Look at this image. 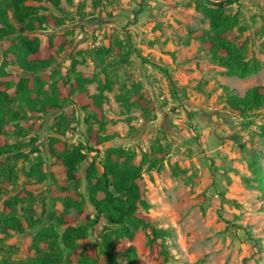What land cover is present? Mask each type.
<instances>
[{"label":"rangeland","instance_id":"374dc122","mask_svg":"<svg viewBox=\"0 0 264 264\" xmlns=\"http://www.w3.org/2000/svg\"><path fill=\"white\" fill-rule=\"evenodd\" d=\"M58 1L57 7L44 5L38 15L61 24L43 25L30 34L40 44L54 36H64L69 43L68 49L57 51L49 68L22 71L16 59L3 56L7 39L0 41V79H45L41 101L62 94L58 106L48 112L33 113L20 103L4 109L19 113L20 119L4 129L7 143L20 150L7 158L14 173L10 181L0 183V212H6L5 202L25 190L30 196L14 207L22 222L41 220L47 226L51 213L74 218L75 204L93 219L84 169L93 161L100 169L105 150L121 149L126 163L145 162L141 175L147 207L139 206L138 213L164 232L173 264H264V108L241 116L227 103L230 93L242 97L250 88L264 85V0ZM210 3H224L225 14L234 21L226 37L255 73L245 78L226 75V68L196 37L210 31L201 12ZM0 4L4 6L3 0ZM8 23L15 26L9 11ZM77 74L87 81L89 96L99 95L100 81L106 80L101 135L112 139L97 148L99 155L83 151L87 159L80 166L78 186L67 181L66 193H53L55 181L66 177L48 148L50 139L71 150L88 146L86 120L99 129L73 103L75 95L65 96L64 83L67 89ZM140 99L145 109L135 104ZM158 149L160 167L147 171ZM40 171L44 179L39 184ZM74 196L77 201L72 202ZM74 226L84 227L87 237L76 243L74 253L63 252L64 264H91L85 258L92 254L103 260L94 236L116 226L101 220L94 236L85 218ZM128 226L133 240H114L113 253L133 246L137 264H162L148 247L150 236L141 227ZM38 230L39 226L25 228L24 233L0 231V264H30L31 242Z\"/></svg>","mask_w":264,"mask_h":264},{"label":"trees","instance_id":"16d2710c","mask_svg":"<svg viewBox=\"0 0 264 264\" xmlns=\"http://www.w3.org/2000/svg\"><path fill=\"white\" fill-rule=\"evenodd\" d=\"M3 2L4 6L0 4V41L7 39L3 44V56L6 59H16L21 70L27 73H36L49 68L55 60L57 51L62 52L68 49L69 43L64 36H54L45 44H40L38 39L30 34L43 25L58 26L61 24L59 19L38 15V11L44 9V5L50 4L57 7L59 1L3 0ZM209 5L210 8H203L201 12L209 20L210 31L196 34L198 40L211 53L213 60L218 61L226 68V75L245 78L255 73L256 68H251L243 61L242 56L226 37V33L234 25V21L225 14L224 3H210ZM8 11L11 13V20L15 26L8 23ZM70 57L72 58V55ZM44 84L45 79L39 78H12V76L5 75L0 79V183L13 178V167L7 163V158L20 150V146L7 143V129H4L7 123L20 119L19 113H11L4 109L14 103L25 104L33 113L48 112L50 108L57 107L61 92L57 98L40 100V89ZM86 84L84 76L77 74L67 89H65L66 83H64L65 96L70 98L75 95L73 103L80 110L86 112L87 118L94 120L99 125V129L94 130L86 120L89 126L86 140L88 146L79 145L71 150H68L63 142L50 139L48 148L56 162L63 168L66 177L65 181H55V185L51 189L53 193L57 190L66 193L65 182L67 181L74 183L75 187L78 186L82 180L79 169L87 159V153L83 151L99 155L100 152L97 148L112 139L111 136L101 135L104 126L101 110L102 92L107 89V82L106 80L100 81V93L96 96L88 95ZM227 103L233 112L241 116L252 110H260L262 107L264 108V85L250 88L242 97L230 93L227 96ZM135 104L145 109L142 106L143 100L135 101ZM37 106L39 109L36 108ZM124 153L121 149H107L99 164L100 169L96 168L94 161L84 169L83 180L86 185L88 202L96 215L93 219L84 215L79 209V204H75L77 213L74 218L51 213L47 216V226L41 225V220L35 223H27L26 220L22 222L16 217L14 207L30 196V193L24 190L11 201L3 204L6 212H0V231L24 233L25 228L39 226V230L31 242L34 256L30 260V264H64L63 252L74 253L76 243L87 237L86 229L75 227L74 224L85 218L91 224L92 236H94L98 222L105 220L108 225L116 226V228L106 227L105 233L94 236L98 240L103 260L99 261L98 257L92 254L85 258L91 261V264H137V254L133 246H129L122 253H113L114 240L122 238L128 241L133 240L134 233L128 225H131L133 229L141 227L150 236L148 247L154 256L162 258V264H173L168 258L164 246V232L157 230L147 216L138 213L139 206L147 207L145 184L141 175V168L145 162L128 164L127 160H121ZM161 153V149L156 150L154 158L148 161L147 171L159 169L161 162L157 156ZM3 157L5 159L1 161ZM257 172L259 170L255 171V173ZM40 175L39 184L44 179L42 171H40ZM62 195L60 197H64V194ZM75 198L74 196L72 202L77 201ZM64 203L68 204L70 201ZM79 263L86 264L83 260H80Z\"/></svg>","mask_w":264,"mask_h":264}]
</instances>
